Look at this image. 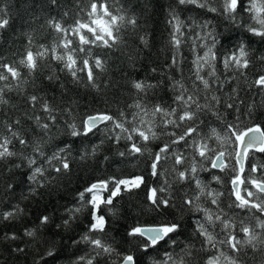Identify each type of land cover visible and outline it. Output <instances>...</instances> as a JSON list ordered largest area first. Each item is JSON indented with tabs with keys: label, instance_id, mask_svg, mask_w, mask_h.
Masks as SVG:
<instances>
[{
	"label": "trees",
	"instance_id": "1",
	"mask_svg": "<svg viewBox=\"0 0 264 264\" xmlns=\"http://www.w3.org/2000/svg\"><path fill=\"white\" fill-rule=\"evenodd\" d=\"M109 3L115 14L125 16V22L120 25L118 33L120 39L112 47L92 48V55L104 62L103 70H94L98 90L87 85L86 78L81 79L79 83L74 82L66 71H60L61 65L52 60L49 54L48 58L39 60L40 67L34 75L29 76L26 69H20L26 80L20 88H14L12 91L5 89V98L9 100V104L0 105V121L11 122L20 119L22 134L29 140L34 139L33 133L36 136L41 135L33 121L25 116V113L34 114L27 103V97L30 95H43L53 103V106L59 108L71 105L77 124H80L87 115L97 112L119 117V113L124 111L131 120V114L137 110L129 105H133L137 100H142L148 108L156 103L171 104L174 97L172 81L181 79L182 72L185 77L188 76L193 59V53L185 44L181 47L183 58L180 67L170 66L174 49L169 44L171 27L168 20L171 10L175 8L180 19L186 23L191 24L193 20L205 19L211 21L210 28L215 29L223 45L221 47V44H217L215 49L217 55L235 46L241 40L246 43L250 60L249 68L244 70L246 77L240 76L238 72H225L223 65L217 62L216 70L221 80L233 75L238 78L225 84L217 94L225 97L233 87H237L240 99L244 101L240 105L241 113L246 114L248 105H254L251 118L247 115L242 116L245 124H258L264 130V93L250 87L254 79L264 74V61L260 60V57L264 56V39L251 35L223 16L206 12L195 5L176 7V0H109ZM81 6L82 4H78L77 0H57L55 5L51 3V0H0V8L4 9L9 20L8 26L0 30V57H3L6 62L17 60L19 54L24 52L29 36L33 39L34 52L40 44L50 47L56 34L49 27L48 20L55 17L65 26L73 24L77 19L87 20L86 13L80 11ZM65 12L68 13L67 16L64 15ZM132 17L137 21L135 26L127 23V20ZM184 31L187 32L186 29ZM141 36H146L147 46L141 42ZM200 51L202 53L203 50ZM208 71L210 69L206 67L202 75H206ZM53 72L59 76V80L55 82L47 78ZM79 75L85 76L84 73ZM137 80L157 84L158 87L149 90L147 96L138 94L132 87V81ZM61 82L64 84L63 89L59 87ZM184 83L190 88L192 80H185ZM36 111L44 115L38 108ZM220 111L227 122L234 120L236 114L231 109L221 106ZM65 119H67L66 116L58 117L57 125L50 133L53 139L43 145V150L50 155L57 145L63 147L67 144L69 170L60 174L54 170L45 173L46 176L56 177V179L44 187L32 185L31 187L36 188V191L34 193L29 191L25 177L27 169L15 167L21 162L19 156L0 160V212L11 210L14 206L20 209L16 218L0 221V264H75L76 260L89 250V246L82 241L74 244L73 240H79L91 222L89 214L91 208L88 206L76 213L75 218L71 219L68 225L63 223L69 218L68 210L79 206L78 193L98 181L113 177L122 179L141 175L144 177V183L139 188L125 191L121 186L119 194L113 198L112 205L107 206L112 208L113 212H103L108 221L107 234L92 233V235L101 236L111 243L115 252L112 258L97 257L93 264H112L113 259H118L116 253L129 252L134 256L137 264H154V261L163 260L165 252H171L179 257L183 255V249L189 246H191V255L184 256L186 264H203V257L216 252L215 249L208 252L201 251L203 238L194 231V222L202 217L203 213L191 211L187 205H183V200L194 194V183L190 188L187 182L176 181L171 159L161 161L164 165L163 169L158 165V171L162 172V175L153 177L150 174L151 156L173 137L159 135L156 139L140 144L144 149L142 154L121 156L119 153L125 152L131 142L121 140L116 143L108 139V134L102 131L105 127L103 124L93 130L95 134L88 133L86 136L72 137L67 134V129L64 127ZM155 119L157 122L160 120L159 114ZM131 126L126 124V127ZM146 126L142 125V127ZM212 127L217 129L221 137L225 136L224 124L216 116L211 112L201 114L200 128L210 134ZM171 128L172 126L169 125L170 130ZM2 130L0 126V131ZM153 130L157 133L161 131L159 127ZM135 139L139 140V137ZM102 140L103 143H101ZM208 143L213 147L219 146L214 136ZM94 147L96 151L93 153ZM10 148L13 151H20V145L15 141ZM24 154H33L32 148L24 149ZM255 155L260 162H264V153H255ZM82 156L83 159H81ZM197 159L199 160V157ZM250 164L251 161L246 162L245 174ZM44 167L48 165L45 164ZM214 172L223 178L225 181L223 185L211 181ZM226 172L227 170L225 172L199 171L198 175L204 182H210L211 188L224 193L220 198L221 206L230 216L235 213V219H244L246 224L255 226L257 221L246 211L227 208V193L231 185L228 183L229 177ZM40 179L43 180V177ZM165 179L171 183L168 192L164 194L170 197L171 206L154 210L151 202L146 199L147 190L158 187ZM10 184L14 186L11 189L8 187ZM109 187L111 188L112 185L109 184ZM102 195L106 198L109 193L105 191ZM197 203L216 210L205 197H201ZM43 216H48L49 222L41 226L40 218ZM166 221L181 225L177 233L170 234L175 239V245L161 241L155 248L145 252L140 244L133 242L142 238L127 235L128 231L137 224L157 225ZM26 229L35 230V236H26L24 234ZM256 230L258 233L262 231L258 228ZM12 234H15L17 239L5 238L6 235ZM239 235L243 238V233ZM219 247L221 251H229L224 246ZM16 248L24 251H13ZM49 251L53 253L51 256L48 255ZM263 251L264 245H258L255 250L251 246H246L240 256L246 264H264Z\"/></svg>",
	"mask_w": 264,
	"mask_h": 264
},
{
	"label": "snow or ice",
	"instance_id": "2",
	"mask_svg": "<svg viewBox=\"0 0 264 264\" xmlns=\"http://www.w3.org/2000/svg\"><path fill=\"white\" fill-rule=\"evenodd\" d=\"M51 3L55 5L57 0H51ZM77 3L82 4L80 11L86 13L88 19H77L73 24L65 26L61 20H57L55 17L50 18L48 25L56 34L50 47L40 44L34 52L33 39L29 36L24 52L19 54L17 60L6 62L3 57H0V105L9 104V100L5 98V89L12 91L26 83L20 69H26L29 76L34 75L40 67L39 60L48 58L49 54L52 60L61 65L60 71H66L74 82L79 83L81 79L86 78L87 85L98 90L94 70H103L104 62L99 57L92 55V48L112 47L120 39L118 33L120 25L125 22V16L115 14L111 10L109 0H77ZM180 5H195L206 12L223 16L251 35L264 39V0H176V7ZM64 15L67 16L68 13L65 12ZM127 23L135 26L137 21L132 17L127 20ZM8 24L7 13L0 8V30L5 29ZM168 24L171 27L169 44L174 49L170 66L180 67L183 58L181 55L182 45L187 44L193 53L192 66L188 76L185 77L182 72L181 79L172 81L171 88L174 97L171 104L156 103L148 108L142 100H137L133 105H129L137 110L131 114V120L128 119V115L124 111L119 113V117L97 112L87 115L80 124H77L71 105L59 108L53 106V103L43 95H30L27 97V103L34 114L25 113V116L33 121L36 130L41 135L36 136L33 133L34 139L29 140L22 134L20 119L11 122L0 121V126L3 128L0 131V160L19 156L21 162L17 163L15 167L27 169L26 182L29 185V191L34 193L36 188L31 187L32 185L44 187L56 179V177L46 176L45 173L54 170L60 174L69 170L67 144L63 147L57 145L50 155L43 150V145L53 139L50 133L52 128L57 125L59 116L67 117L64 120V127L67 129V134L72 137L86 136L88 133H93V130L100 125H105L102 131L108 134V139L114 140L116 143L121 140L131 142L125 152L119 153L121 156L142 154L144 151L140 146L142 142L147 143L158 138L159 135L171 136L173 138L151 156L149 164L151 176L162 175L163 173L158 171V165L163 169L164 165L161 164V161L171 159L172 171L176 173V181L187 182L190 188L194 183V194L185 198L183 205H187L191 211L203 213V216L194 222V231L203 238L201 251L216 250L213 255L202 258L203 264H243L239 256L246 246H251L255 250L258 245H264V162H260L255 155L256 152L264 153V130L258 124H245L242 116L247 115L251 118L254 105L249 104L248 112L241 113L240 105L244 101L240 99L237 87H233L225 97L217 94L225 84L238 78L233 75L221 80L217 74L216 64L217 62L221 63L225 72H238L240 76L246 77L247 74L244 70L250 66L247 45L241 40L235 46L217 55L215 49L217 44H221V37L216 34L214 28H210V20H193L189 24L182 21L173 8ZM185 29L187 32L184 31ZM140 39L147 46L146 36H141ZM221 47H223L222 44ZM260 60L264 61V56L260 57ZM206 67L210 71L206 75H202ZM80 73H84L85 76L81 77ZM47 78L53 82L59 80V76L54 72ZM185 80H192L190 88L185 85ZM213 85H218V87H213ZM59 87L63 89L64 84L61 82ZM132 87L138 94L142 93L147 96L148 91L157 88L158 85L137 80L132 81ZM250 87L264 93V74L254 79ZM221 106L231 109L236 114L232 122H227L223 117L220 111ZM37 108L39 112L44 113L43 116L36 111ZM205 112H211L224 124L225 136L221 137L215 127L210 129V134L200 128L201 114ZM157 114L160 116L158 122L155 119ZM126 124L132 126L126 127ZM142 125L147 126L142 127ZM169 125L172 126L171 130ZM155 127L161 129L160 133L153 130ZM213 136L219 142L218 147L210 146L208 143ZM136 137H139V140H136ZM14 141L20 145L19 152L10 148ZM29 147L32 148L33 154L25 155L24 149ZM95 151L96 147L93 148V153ZM83 158L82 156L81 159ZM54 161L59 163L54 164ZM248 161H251V164L245 174V165ZM45 164L48 167H44ZM212 170L219 172L227 170L228 183L231 185L227 193V208L246 211L257 221L255 226L246 224L244 219H235V213L230 216L221 206L220 198L224 193L211 188L210 182H204L198 175L199 171ZM41 177L43 180L40 179ZM211 181L222 185L225 183L223 178L215 172L211 176ZM143 183L142 175L122 179L113 177L109 180L92 183L78 193L77 203L79 206L68 210L69 218L65 219L63 223L68 225L70 220L75 218L76 213L88 206L91 208L89 213L91 222L80 239L73 240L74 244L82 241L89 246V250L85 255L80 256L75 264H93L97 257L112 258L115 252L112 244L101 236H93L92 233L107 234L108 221L103 212H113V209L107 206L112 205L113 198L119 194L121 186L125 191H131L134 188H139ZM109 184L112 185L111 188ZM8 187L11 189L14 186L10 184ZM170 187L171 183L165 179L158 187H151L147 190L146 199L151 202L154 210L171 206L170 197L164 195ZM105 191L109 193L106 198L102 195ZM201 197H205L211 205L215 206L216 210L197 203ZM19 211L18 206H14L11 210L0 212V221L16 218ZM257 213L259 215H256ZM48 222V216L40 218L41 226ZM180 227L179 223L173 221L157 225L137 224L128 231L127 235L133 238H142L133 242L140 244L142 250L147 252L150 248H155L161 241L175 245V239L170 234L177 233ZM257 228L262 231L258 233ZM239 233H243V238ZM24 234L33 237L35 230L26 229ZM5 238L15 240L17 236L12 234L11 236L6 235ZM219 246H224L229 251H221ZM190 248L191 246L183 249V255L179 257L171 252H165L163 260L154 261V264H186L184 256L191 255ZM13 251L22 252L24 250L16 248ZM229 252L232 254L230 255ZM52 254L49 251L48 255ZM116 257L118 259H113L112 264H137L131 252L116 253Z\"/></svg>",
	"mask_w": 264,
	"mask_h": 264
},
{
	"label": "rangeland",
	"instance_id": "3",
	"mask_svg": "<svg viewBox=\"0 0 264 264\" xmlns=\"http://www.w3.org/2000/svg\"><path fill=\"white\" fill-rule=\"evenodd\" d=\"M259 229V228H258ZM263 249V248H262ZM264 254V251L262 252ZM244 255V254H243ZM239 259H241L242 261L244 260L241 256H239ZM244 264H246L245 262H243Z\"/></svg>",
	"mask_w": 264,
	"mask_h": 264
},
{
	"label": "flooded vegetation",
	"instance_id": "4",
	"mask_svg": "<svg viewBox=\"0 0 264 264\" xmlns=\"http://www.w3.org/2000/svg\"><path fill=\"white\" fill-rule=\"evenodd\" d=\"M229 254L231 255L232 253L229 252ZM244 264V263H243Z\"/></svg>",
	"mask_w": 264,
	"mask_h": 264
},
{
	"label": "water",
	"instance_id": "5",
	"mask_svg": "<svg viewBox=\"0 0 264 264\" xmlns=\"http://www.w3.org/2000/svg\"><path fill=\"white\" fill-rule=\"evenodd\" d=\"M256 153H259V152H256ZM215 171H218V170H215Z\"/></svg>",
	"mask_w": 264,
	"mask_h": 264
}]
</instances>
